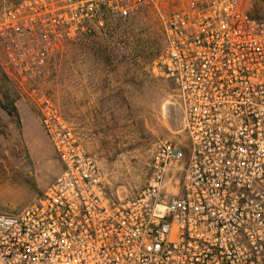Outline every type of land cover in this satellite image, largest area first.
I'll list each match as a JSON object with an SVG mask.
<instances>
[{
  "label": "built area",
  "instance_id": "obj_1",
  "mask_svg": "<svg viewBox=\"0 0 264 264\" xmlns=\"http://www.w3.org/2000/svg\"><path fill=\"white\" fill-rule=\"evenodd\" d=\"M243 1L0 0L3 67L61 165L30 205L0 215V264H264V17ZM165 5L152 73L175 86L189 151L160 140L145 187L110 199L43 83L65 45Z\"/></svg>",
  "mask_w": 264,
  "mask_h": 264
},
{
  "label": "rangeland",
  "instance_id": "obj_2",
  "mask_svg": "<svg viewBox=\"0 0 264 264\" xmlns=\"http://www.w3.org/2000/svg\"><path fill=\"white\" fill-rule=\"evenodd\" d=\"M243 5L264 17V0H244ZM170 12L165 5L161 12L127 20L111 16L103 29L65 45L43 83L98 159L110 199L135 196L145 187L160 140L171 139L186 155L189 151L175 86L152 73L165 47L163 27ZM0 147V215L17 214L42 195L61 165L37 107L5 72L1 52ZM167 189L171 196L178 186L168 179Z\"/></svg>",
  "mask_w": 264,
  "mask_h": 264
},
{
  "label": "crops",
  "instance_id": "obj_3",
  "mask_svg": "<svg viewBox=\"0 0 264 264\" xmlns=\"http://www.w3.org/2000/svg\"><path fill=\"white\" fill-rule=\"evenodd\" d=\"M1 148V147H0ZM2 151H0V158H1V156H2V153H1ZM2 171H0V178H2V176L4 175V173H1ZM10 176V175H9ZM32 176H35V175H32Z\"/></svg>",
  "mask_w": 264,
  "mask_h": 264
}]
</instances>
